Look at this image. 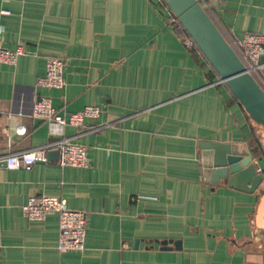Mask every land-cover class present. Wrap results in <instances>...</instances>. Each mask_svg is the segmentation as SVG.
Listing matches in <instances>:
<instances>
[{
    "label": "crops",
    "instance_id": "crops-1",
    "mask_svg": "<svg viewBox=\"0 0 264 264\" xmlns=\"http://www.w3.org/2000/svg\"><path fill=\"white\" fill-rule=\"evenodd\" d=\"M204 7L230 42L264 32V0ZM2 9L10 11L0 16L3 43L24 53L0 63V157L67 137L85 146L89 164L60 167L51 152L29 168L0 166V264L264 262V244L250 246L264 238L254 240L258 190L231 188L228 177L206 184L200 156V144H225L264 174L263 135L204 56L183 44L163 0H0ZM49 56L64 62L61 89L36 85ZM33 94L62 115L86 105L100 114L53 133L29 117ZM39 194L87 213L82 251L57 250V214L23 216ZM163 240L179 248L162 249Z\"/></svg>",
    "mask_w": 264,
    "mask_h": 264
},
{
    "label": "built area",
    "instance_id": "built-area-1",
    "mask_svg": "<svg viewBox=\"0 0 264 264\" xmlns=\"http://www.w3.org/2000/svg\"><path fill=\"white\" fill-rule=\"evenodd\" d=\"M198 1L205 5V0ZM9 14V10H0V16ZM183 44L186 47L193 46V42L188 36L183 38ZM231 45L243 62L246 70L251 75L256 76L263 84L264 61L262 58L264 57V32L245 33L240 38L231 40ZM23 53L24 50L21 46L13 49L6 47L0 35V63L15 64ZM63 66L64 62L61 58L55 56L47 57L44 74L38 78L36 85L47 89L63 88L65 85ZM99 114L100 109L98 106L86 105L76 112L62 115L53 107L49 97H35L33 94L29 117L35 122H46L51 132L60 134L66 126L84 127L85 120H96ZM103 127L105 126H100V128ZM98 128L99 126L95 127V129ZM52 150L57 151L56 160L60 167H87L89 164L85 146L74 143L67 137H61L57 141L27 151L11 153L0 157V161H5V166L3 167L7 169L29 168L35 163L48 162V153ZM257 172H260V169H257ZM21 210L23 216L29 221H40L53 213L58 215L56 248L59 252L82 251L84 249L87 213L81 210L70 209L64 198L46 194L32 195L21 206Z\"/></svg>",
    "mask_w": 264,
    "mask_h": 264
},
{
    "label": "water",
    "instance_id": "water-1",
    "mask_svg": "<svg viewBox=\"0 0 264 264\" xmlns=\"http://www.w3.org/2000/svg\"><path fill=\"white\" fill-rule=\"evenodd\" d=\"M167 8L190 36L204 58L215 70L220 80L242 106L248 118L261 128L264 136V91L246 70L243 62L222 36L198 0H163ZM57 155L56 150L49 153ZM48 153V154H49ZM203 179L213 184L227 178L228 186L244 192L258 190L260 200L256 208L254 240L264 237V174L256 172L251 156L239 154L228 145L216 143L200 144ZM5 166V161H0ZM179 248V241L163 240Z\"/></svg>",
    "mask_w": 264,
    "mask_h": 264
},
{
    "label": "trees",
    "instance_id": "trees-1",
    "mask_svg": "<svg viewBox=\"0 0 264 264\" xmlns=\"http://www.w3.org/2000/svg\"><path fill=\"white\" fill-rule=\"evenodd\" d=\"M199 3L201 4V6L204 8V4L202 3V2H200L199 1ZM204 10L206 11V13L208 14V16L211 18V20L213 21V23L216 25V27L218 28V30L220 31V33L222 34V36L225 38V40L229 43V45L233 48V46L231 45V42L226 38V36L224 35V33L222 32V30L220 29V27H219V25H218V23L216 22V20L214 19V17H213V15H212V13L209 11V10H207L206 8H204ZM173 15V14H172ZM173 17H174V19L176 20V24H177V27H178V31H179V33L181 34V36H182V38H184L185 36H188L189 38H190V36L186 33V31L183 29V27L178 23V21H177V19L175 18V16L173 15ZM192 40V39H191ZM193 42V41H192ZM193 47H194V49H196L200 54H202L200 51H199V49L196 47V45L194 44V42H193ZM233 50L235 51V49L233 48ZM235 53H236V51H235ZM237 54V53H236ZM238 55V54H237ZM239 57V56H238ZM213 69V68H212ZM214 70V69H213ZM214 72H215V70H214ZM216 73V72H215ZM217 74V73H216ZM252 76L254 77V79L257 81V83L260 85V87L263 89V91H264V86L262 85V83L256 78V76H254L253 74H252ZM252 122V121H251ZM254 124V123H253ZM255 125V124H254ZM259 130H260V132L262 133V131H261V128L260 127H258L257 125H255ZM263 135V134H262ZM264 137V136H263ZM256 143V145L255 146H253V148H255V149H258V148H260V145L258 144V142H255ZM259 151H256V153H258Z\"/></svg>",
    "mask_w": 264,
    "mask_h": 264
},
{
    "label": "rangeland",
    "instance_id": "rangeland-1",
    "mask_svg": "<svg viewBox=\"0 0 264 264\" xmlns=\"http://www.w3.org/2000/svg\"><path fill=\"white\" fill-rule=\"evenodd\" d=\"M263 139H264V137H263ZM87 220H88V217H87ZM263 244H264V238H262L261 241H259V242L252 243L250 246H253V245H256V246L257 245H260V246H262ZM256 246H254V247H256ZM257 264H264V262H260V263H257Z\"/></svg>",
    "mask_w": 264,
    "mask_h": 264
}]
</instances>
